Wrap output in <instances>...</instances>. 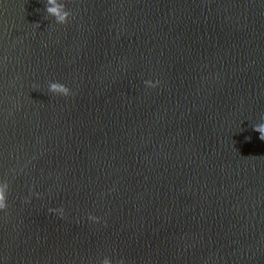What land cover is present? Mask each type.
Returning a JSON list of instances; mask_svg holds the SVG:
<instances>
[{
	"label": "water",
	"instance_id": "water-1",
	"mask_svg": "<svg viewBox=\"0 0 264 264\" xmlns=\"http://www.w3.org/2000/svg\"><path fill=\"white\" fill-rule=\"evenodd\" d=\"M60 2L0 0V264H264V0Z\"/></svg>",
	"mask_w": 264,
	"mask_h": 264
},
{
	"label": "clouds",
	"instance_id": "clouds-1",
	"mask_svg": "<svg viewBox=\"0 0 264 264\" xmlns=\"http://www.w3.org/2000/svg\"><path fill=\"white\" fill-rule=\"evenodd\" d=\"M46 12L55 18L58 24H67L69 22L72 13L67 10L66 5L60 0H47L46 3ZM39 26V25H38ZM145 84L150 88H155L158 86L159 81L153 82L151 80L145 81ZM49 91L56 95H63L65 97L71 96L72 90L60 82H51L49 85ZM253 129L258 132L259 138L264 141V123L256 124L253 126ZM250 139V137L248 138ZM8 190L9 185L7 183L0 184V210H7L8 208ZM52 212H58L61 216L64 215V209H50ZM89 219L92 221H98V217L90 216ZM103 264H113L111 258H105ZM117 264H125L123 259L117 261Z\"/></svg>",
	"mask_w": 264,
	"mask_h": 264
}]
</instances>
